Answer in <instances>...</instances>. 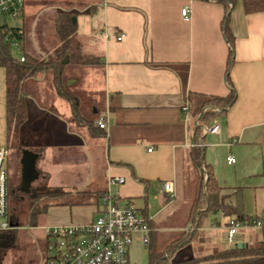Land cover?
I'll list each match as a JSON object with an SVG mask.
<instances>
[{
  "label": "crops",
  "instance_id": "crops-1",
  "mask_svg": "<svg viewBox=\"0 0 264 264\" xmlns=\"http://www.w3.org/2000/svg\"><path fill=\"white\" fill-rule=\"evenodd\" d=\"M75 3L68 11L77 13V36L92 42L99 38L102 50L103 64L85 70V89L94 93L91 116L78 117L73 103L56 91L42 93V74L24 82L23 95L42 114L37 119L43 122L36 130L25 125L20 133L17 192H22L23 153L33 154L37 176L30 187L42 181L78 196L64 207L68 218H55L56 225L48 227L89 224L100 209L102 194L110 191L121 204L136 209L150 228V239L152 233L164 231L160 228L164 225L178 233L191 229L189 210L201 171L207 167L227 205L264 221V12L246 15L240 1L229 4L228 13L224 3L204 0ZM186 7L188 20L181 16ZM226 15L233 36L228 81L230 46L221 30ZM119 34L123 38L118 42ZM5 75L0 67V148L7 150ZM67 79L70 86L79 81ZM231 87L234 103L202 124L203 97H226ZM185 105L186 120L181 112ZM100 117L107 120L104 130L96 125ZM209 124H218L220 132L202 135L200 126ZM195 148L202 150V170L192 164ZM229 155L235 164H227ZM113 178H122L123 183L109 185ZM188 178L193 180L189 191ZM166 182L170 192L161 191ZM86 209L89 215L82 218ZM228 218L220 211L206 216L198 230L202 244L213 248L223 240L229 243ZM246 241L233 239L235 244Z\"/></svg>",
  "mask_w": 264,
  "mask_h": 264
},
{
  "label": "rangeland",
  "instance_id": "rangeland-1",
  "mask_svg": "<svg viewBox=\"0 0 264 264\" xmlns=\"http://www.w3.org/2000/svg\"><path fill=\"white\" fill-rule=\"evenodd\" d=\"M85 0H25L24 13L17 19H9V27H15L18 24L22 28L23 39L21 40L20 47H10V54L12 57L19 59L23 53L31 55L35 58H39L43 61H55L56 48L58 47V38L54 29V19L56 15L60 12H67L69 10V5L76 2L75 4H82ZM75 43L80 46L81 56H92L101 58L102 50L99 49V38H93L96 42H92L87 37L77 36L74 38ZM100 51V52H99ZM67 58L62 60L61 69L59 73L60 83L62 89L70 94L71 101L74 105L75 114L85 120H88L91 116V98H94V93L91 91H86L85 86L87 85V73H85L86 68L89 69L93 66L77 65L74 63H68ZM66 61V62H65ZM42 74L44 77L43 87L40 90L42 93H48L47 89L56 91L55 83L53 80V73L51 71H44L42 73L36 74L34 77L28 79H34L38 75ZM69 78H79L76 84L68 85ZM25 80L24 82L28 81ZM22 83V86L24 85ZM94 83V82H92ZM97 84L96 82L94 83ZM90 87V86H89ZM21 90L23 91L22 87ZM57 93V92H56ZM23 95V92H22ZM95 94V97H98ZM23 100L25 102L26 117L23 123L15 128L12 126L10 131L9 146L7 148L6 157V170H7V188H8V222L11 224L12 229H14L15 239L14 246L9 248L0 257V264H43V261L47 255L46 252V241L43 236V226H55L56 220L68 218L69 211L64 208V205H52L48 209V212L43 216H38L36 218V227H32V214L36 210H40L47 204H53L52 200L42 199L38 202H32L28 198V194L31 193L39 185L43 184L42 181H37L30 187V182L33 181L37 176L35 155L23 153V158L21 159V175L23 177L22 182V192H17V187L20 184V166L18 163V156L20 152L21 136L20 133L25 125H33L35 130L43 122L42 119H37L40 117V113L36 111L32 102L25 99L23 95ZM75 118V117H74ZM79 119V118H78ZM50 126V122L48 123ZM202 170V169H201ZM206 179V170L201 171ZM201 177H199L200 179ZM191 181L189 178L187 180V191L191 190ZM78 196L70 195L58 200L55 203H66L70 204L69 201L77 199ZM51 209V210H50ZM90 209L83 211L82 218H86L89 215ZM165 227L164 231L154 233L152 236V243L156 245L155 248L156 255L161 254L166 246L169 245L173 237L177 235L179 231L166 230L168 225L161 226ZM191 226L189 231L185 233H190L194 230ZM202 233V232H201ZM203 235V233H202ZM200 232L197 231L195 237L192 241L184 246V248L177 249L172 259L173 262L183 261L186 258H194L202 256L208 252L225 248L228 246H233L235 242L227 243L226 241H220L213 248L205 246L202 244L203 240L200 237ZM139 237H135L129 251L130 264H148V254L150 245H143ZM254 238H260V234L254 230L238 231L234 241L237 240H247L254 241ZM157 250V251H156ZM154 253V254H155ZM186 259V260H187Z\"/></svg>",
  "mask_w": 264,
  "mask_h": 264
},
{
  "label": "trees",
  "instance_id": "trees-1",
  "mask_svg": "<svg viewBox=\"0 0 264 264\" xmlns=\"http://www.w3.org/2000/svg\"><path fill=\"white\" fill-rule=\"evenodd\" d=\"M204 1H217L225 4L226 13H228V5L240 1L246 15L264 12V0H204ZM76 12H60L54 19V29L58 38V47L56 48L55 61H43L28 54H23L21 58L23 61L14 58L10 54V44L5 41V33L0 28V67L5 70V84H6V123L7 131L10 133L12 126L19 127L26 117L25 102L22 95V83L34 77L38 73L44 71H51L54 75L53 80L55 89L59 96L66 100H71L70 94L62 89L59 77L61 69V62L67 58V62L77 65L98 66L103 64L102 58L92 56H81L80 46L75 43L76 34ZM221 30L226 41L229 43V59L226 69V79L228 81L229 67L233 58V36L228 28V16L226 15L222 21ZM19 31V42L23 39L22 28ZM236 93L231 87L229 95L226 97L207 96L203 97L201 102V109L208 108L204 113L200 114L199 121L202 124H208L209 120L216 114H224L225 111L234 103ZM199 108V109H200ZM213 109H217L215 112ZM199 135V129H196ZM21 147V145H19ZM191 160L194 167L201 169L203 155L200 148H195L191 152ZM206 169V179L201 172L198 181L195 198L189 210V221L192 223L194 230L190 233L180 232L173 237L172 242L166 246V249L161 254L156 255V245L152 243V236L149 239V254L148 264H264V231H261L260 238H254L253 242L246 241L244 244H234L218 250L208 252L202 256L190 258L187 260L173 262L177 249L189 244L195 237L197 231L204 227L206 216L222 212L224 216L236 217L239 220L250 219V217L243 216L236 208L227 205L223 198L220 196V189L210 171ZM69 193H65L60 188H50L46 184H41L30 194L28 198L32 202H38L42 199L52 200L53 204H47L40 210H36L32 214L31 226L36 227V218L46 214L48 208L52 205H64L66 203H55V200L68 197ZM81 201V200H80ZM79 204H82L79 202ZM14 229L0 231V257L9 248L14 246L15 242ZM153 244V246H151ZM157 251V250H156ZM155 253V254H154Z\"/></svg>",
  "mask_w": 264,
  "mask_h": 264
},
{
  "label": "built area",
  "instance_id": "built-area-1",
  "mask_svg": "<svg viewBox=\"0 0 264 264\" xmlns=\"http://www.w3.org/2000/svg\"><path fill=\"white\" fill-rule=\"evenodd\" d=\"M25 0H0V28L5 33V41L11 47H19L18 24L9 27V19H17L23 14ZM190 10H181L183 19L188 20ZM105 38L108 35L105 34ZM123 34L115 37L121 41ZM23 61V58H20ZM208 108H204V113ZM217 111V109H213ZM183 119L188 117V106L181 108ZM99 129L107 128V120L100 117L96 121ZM198 126V123H197ZM202 135H217L220 132L218 124L200 126ZM7 150L0 148V231L12 229L8 222V188L6 170ZM227 164H235L232 155L227 157ZM122 178L109 180V185H120ZM161 191L170 192V183H163ZM100 209L94 219L87 225H71L66 227H44L43 236L46 241L47 255L43 264H130L129 251L135 237H139L143 245L149 244L150 228L139 217L131 204H121L117 195L110 191L102 194ZM264 231V221L259 217L239 220L228 218L225 231L229 243H233L238 231Z\"/></svg>",
  "mask_w": 264,
  "mask_h": 264
}]
</instances>
